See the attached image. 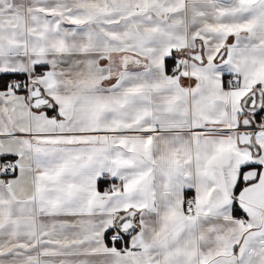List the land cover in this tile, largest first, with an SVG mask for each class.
Here are the masks:
<instances>
[{"label": "snow or ice", "instance_id": "1", "mask_svg": "<svg viewBox=\"0 0 264 264\" xmlns=\"http://www.w3.org/2000/svg\"><path fill=\"white\" fill-rule=\"evenodd\" d=\"M0 264H264V0H0Z\"/></svg>", "mask_w": 264, "mask_h": 264}, {"label": "crops", "instance_id": "2", "mask_svg": "<svg viewBox=\"0 0 264 264\" xmlns=\"http://www.w3.org/2000/svg\"><path fill=\"white\" fill-rule=\"evenodd\" d=\"M104 185L102 184L101 187H103Z\"/></svg>", "mask_w": 264, "mask_h": 264}]
</instances>
